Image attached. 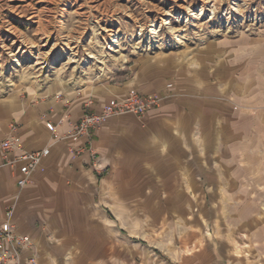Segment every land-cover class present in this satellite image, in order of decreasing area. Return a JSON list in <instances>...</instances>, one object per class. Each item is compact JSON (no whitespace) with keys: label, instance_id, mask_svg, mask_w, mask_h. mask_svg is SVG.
Masks as SVG:
<instances>
[{"label":"crops","instance_id":"0c3cea01","mask_svg":"<svg viewBox=\"0 0 264 264\" xmlns=\"http://www.w3.org/2000/svg\"><path fill=\"white\" fill-rule=\"evenodd\" d=\"M2 29L0 53L14 60L24 46L77 47L53 32L27 45L12 22ZM218 41L127 84L57 74L0 94V138L49 149L22 185V161L7 160L21 150H0V225L10 209L28 236L7 264H264V33ZM130 91L160 99L73 133Z\"/></svg>","mask_w":264,"mask_h":264},{"label":"rangeland","instance_id":"374dc122","mask_svg":"<svg viewBox=\"0 0 264 264\" xmlns=\"http://www.w3.org/2000/svg\"><path fill=\"white\" fill-rule=\"evenodd\" d=\"M236 1L240 7L234 10L232 0H211L208 9L213 5L215 13L205 6L200 13L204 0H0V30L9 21L27 45L53 32L77 46H24L15 60L0 53V94L57 74L81 85L127 84L139 72L167 67L171 60L217 45L218 40L264 33V0ZM32 14L36 16L29 17ZM165 18L173 28L163 23ZM152 27L155 33H149ZM107 28L116 34L108 35ZM55 41L52 37L49 44ZM5 42L10 44L11 37ZM42 53L47 58L38 63ZM108 208L120 210L117 200ZM109 216L119 221L115 211Z\"/></svg>","mask_w":264,"mask_h":264},{"label":"built area","instance_id":"2783aa9c","mask_svg":"<svg viewBox=\"0 0 264 264\" xmlns=\"http://www.w3.org/2000/svg\"><path fill=\"white\" fill-rule=\"evenodd\" d=\"M159 97L157 94H142L130 91L124 96L112 99L98 111L84 113L79 122L75 124L73 133H88L90 129L100 126L108 116L118 115L128 111L143 114L150 106L158 104ZM14 148L21 150V152L17 156L8 157L7 160L10 162L15 159L22 161L19 166L20 175L17 177V183L22 185L27 181L29 174L39 161L49 152V149L42 148L34 151H26L22 149L16 136L0 138V150L4 153L7 154ZM10 216L11 210L6 209V223L0 225V264H7L9 262L17 263L19 248L28 242L27 235H19L16 233L10 222Z\"/></svg>","mask_w":264,"mask_h":264},{"label":"bare ground","instance_id":"6f19581e","mask_svg":"<svg viewBox=\"0 0 264 264\" xmlns=\"http://www.w3.org/2000/svg\"><path fill=\"white\" fill-rule=\"evenodd\" d=\"M209 2H211V0H204V2H203V4H202V6H201V10H200V13L203 11L202 9L204 8V6H205V8H207V10H209L211 13H215V7L213 6V5H211V8H209L208 9V5L210 4ZM209 3V4H208ZM232 6H231V9H234V10H236V9H238L240 6H239V2L238 1H236V0H232ZM185 8V7H184ZM241 9V8H240ZM190 14L192 15L193 14V12H190ZM180 16V15H179ZM172 19V18H171ZM186 19H188L187 17H186ZM174 20V19H173ZM178 20V19H177ZM171 20H169L168 18H165L164 19V21H163V23H166V24H169V22H170ZM170 25V24H169ZM172 25H170V27H171ZM171 28H173V27H171ZM106 30V29H105ZM156 30V29H155ZM154 29H153V27L152 28H149V33H155L156 31H155ZM158 30V29H157ZM109 34H116V32L114 33V32H111V30L109 31ZM16 39V38H15ZM68 39V38H67ZM46 40V39H45ZM113 41L114 40H116V39H112ZM60 41V40H59ZM41 42H43V41H41ZM46 44V43H45ZM67 44V43H66ZM16 45V44H15ZM68 47V46H67ZM6 49H9V48H6ZM11 49V48H10ZM10 49L8 50V51H10ZM73 49V48H72ZM72 52V51H71ZM8 54L9 55H11V56H14V52H8ZM90 56H92V55H90ZM40 58V57H39ZM42 58V57H41ZM40 60V59H39ZM39 60H38V62H39Z\"/></svg>","mask_w":264,"mask_h":264}]
</instances>
